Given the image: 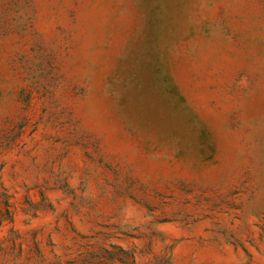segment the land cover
Returning <instances> with one entry per match:
<instances>
[{
    "label": "rangeland",
    "instance_id": "rangeland-1",
    "mask_svg": "<svg viewBox=\"0 0 264 264\" xmlns=\"http://www.w3.org/2000/svg\"><path fill=\"white\" fill-rule=\"evenodd\" d=\"M0 264H264V0H0Z\"/></svg>",
    "mask_w": 264,
    "mask_h": 264
}]
</instances>
